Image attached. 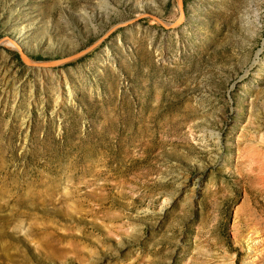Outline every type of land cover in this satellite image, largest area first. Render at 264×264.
I'll list each match as a JSON object with an SVG mask.
<instances>
[{
  "label": "rangeland",
  "instance_id": "1",
  "mask_svg": "<svg viewBox=\"0 0 264 264\" xmlns=\"http://www.w3.org/2000/svg\"><path fill=\"white\" fill-rule=\"evenodd\" d=\"M0 264H264V0H0Z\"/></svg>",
  "mask_w": 264,
  "mask_h": 264
},
{
  "label": "bare ground",
  "instance_id": "2",
  "mask_svg": "<svg viewBox=\"0 0 264 264\" xmlns=\"http://www.w3.org/2000/svg\"><path fill=\"white\" fill-rule=\"evenodd\" d=\"M262 238V237H261Z\"/></svg>",
  "mask_w": 264,
  "mask_h": 264
}]
</instances>
